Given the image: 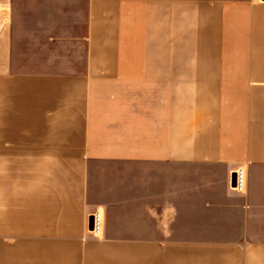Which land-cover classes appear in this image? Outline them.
Masks as SVG:
<instances>
[{
	"label": "crops",
	"instance_id": "crops-1",
	"mask_svg": "<svg viewBox=\"0 0 264 264\" xmlns=\"http://www.w3.org/2000/svg\"><path fill=\"white\" fill-rule=\"evenodd\" d=\"M0 264H264V2L0 0Z\"/></svg>",
	"mask_w": 264,
	"mask_h": 264
},
{
	"label": "built area",
	"instance_id": "built-area-1",
	"mask_svg": "<svg viewBox=\"0 0 264 264\" xmlns=\"http://www.w3.org/2000/svg\"><path fill=\"white\" fill-rule=\"evenodd\" d=\"M255 3H262L264 0H253ZM246 185V176H245V169L243 166H239L234 171V185L231 186V188L238 192L243 193L245 191ZM102 225H103V213L100 209H97L92 214V229H90V232L95 237L101 236L102 233Z\"/></svg>",
	"mask_w": 264,
	"mask_h": 264
},
{
	"label": "water",
	"instance_id": "water-1",
	"mask_svg": "<svg viewBox=\"0 0 264 264\" xmlns=\"http://www.w3.org/2000/svg\"><path fill=\"white\" fill-rule=\"evenodd\" d=\"M231 185H234V172L231 174ZM88 226L92 229V215L88 219Z\"/></svg>",
	"mask_w": 264,
	"mask_h": 264
}]
</instances>
